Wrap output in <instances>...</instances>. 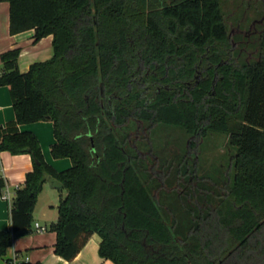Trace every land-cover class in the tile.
I'll list each match as a JSON object with an SVG mask.
<instances>
[{"label":"trees","instance_id":"1","mask_svg":"<svg viewBox=\"0 0 264 264\" xmlns=\"http://www.w3.org/2000/svg\"><path fill=\"white\" fill-rule=\"evenodd\" d=\"M3 1L10 33L52 35L54 55L25 73L20 48L1 55L16 119L0 125V152L29 153L34 169L0 257L51 179L66 191L51 229L68 261L98 233L114 264H264V0L242 10L248 34L229 30L222 0ZM41 120L69 169L20 129ZM161 126L184 129L186 147L153 149L146 134ZM212 133L227 136L226 161L201 174Z\"/></svg>","mask_w":264,"mask_h":264},{"label":"crops","instance_id":"2","mask_svg":"<svg viewBox=\"0 0 264 264\" xmlns=\"http://www.w3.org/2000/svg\"><path fill=\"white\" fill-rule=\"evenodd\" d=\"M20 48L18 66L21 72L29 71L32 64L49 60L54 55L53 36L48 35L35 39V30L30 29L15 35L10 33V5L7 1L0 2V74L3 72L1 55L7 50ZM16 119L9 86H0V125ZM22 131L33 132L39 139L46 161L57 171L72 167V160L55 158L52 155V145L56 143L54 123L51 120H41L20 125ZM34 169L32 156L29 153L12 154L9 151L0 152V229L11 230V205L2 198V191L8 184L11 192L16 194L17 188H22L27 174ZM66 195L65 190L56 188V183L49 179L45 184L33 213L34 222L30 228L14 233L13 243L0 257V264H17L28 261L41 264H114L111 259L100 255L102 237L92 234L78 255L71 261L56 254L55 244L57 233L51 229L58 218V206ZM45 226V232H39L36 224Z\"/></svg>","mask_w":264,"mask_h":264},{"label":"rangeland","instance_id":"3","mask_svg":"<svg viewBox=\"0 0 264 264\" xmlns=\"http://www.w3.org/2000/svg\"><path fill=\"white\" fill-rule=\"evenodd\" d=\"M250 1L253 0H222L223 11L225 13L227 24L229 26V30L233 34H238L240 32L248 34V29L245 30L243 28L249 27V25H252L253 27L255 25L256 22L251 24L250 21L248 22L243 19L245 18L243 15H247L249 12L242 10L247 8V4ZM255 1L257 2L258 0ZM175 129L172 130L161 126V129H154L151 134H146V136L148 138L150 136V145L154 147L153 149H155L156 146H160L165 150L173 149L176 146H178L176 149H179L180 146L181 149H184L186 147L188 134L182 128ZM226 144L227 136L225 134L212 133L206 138L204 146L199 150L201 174L206 171L214 170L219 163H224L226 161Z\"/></svg>","mask_w":264,"mask_h":264},{"label":"built area","instance_id":"4","mask_svg":"<svg viewBox=\"0 0 264 264\" xmlns=\"http://www.w3.org/2000/svg\"><path fill=\"white\" fill-rule=\"evenodd\" d=\"M20 187H18L17 189H19ZM16 194H13L8 186L5 185V188H3L2 191V198L4 200H7L9 202V204L12 206L13 205V201L15 199ZM36 228L39 232H45L47 230V228L45 226H41L39 223L36 224Z\"/></svg>","mask_w":264,"mask_h":264},{"label":"flooded vegetation","instance_id":"5","mask_svg":"<svg viewBox=\"0 0 264 264\" xmlns=\"http://www.w3.org/2000/svg\"><path fill=\"white\" fill-rule=\"evenodd\" d=\"M240 33H242V32H240ZM244 34V33H243Z\"/></svg>","mask_w":264,"mask_h":264}]
</instances>
